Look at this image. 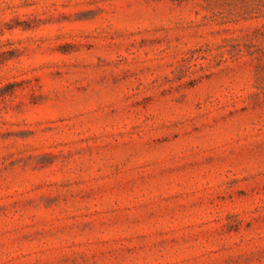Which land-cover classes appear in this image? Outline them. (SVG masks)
Here are the masks:
<instances>
[{
	"label": "rangeland",
	"instance_id": "1",
	"mask_svg": "<svg viewBox=\"0 0 264 264\" xmlns=\"http://www.w3.org/2000/svg\"><path fill=\"white\" fill-rule=\"evenodd\" d=\"M0 264H264V0H0Z\"/></svg>",
	"mask_w": 264,
	"mask_h": 264
}]
</instances>
